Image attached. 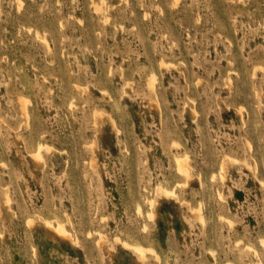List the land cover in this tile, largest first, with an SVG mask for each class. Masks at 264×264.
Masks as SVG:
<instances>
[{
    "label": "rangeland",
    "instance_id": "374dc122",
    "mask_svg": "<svg viewBox=\"0 0 264 264\" xmlns=\"http://www.w3.org/2000/svg\"><path fill=\"white\" fill-rule=\"evenodd\" d=\"M260 239L264 0H0V264H264Z\"/></svg>",
    "mask_w": 264,
    "mask_h": 264
},
{
    "label": "bare ground",
    "instance_id": "6f19581e",
    "mask_svg": "<svg viewBox=\"0 0 264 264\" xmlns=\"http://www.w3.org/2000/svg\"><path fill=\"white\" fill-rule=\"evenodd\" d=\"M104 8V7H103ZM39 37V36H38ZM42 39V38H41ZM44 39V38H43ZM44 41V40H43ZM51 47V46H50ZM165 65V64H164ZM154 75V74H153ZM150 76V75H149ZM152 76V75H151ZM150 80H153V79H151V78H149ZM152 82V81H151ZM151 82H148V83H150L149 85H151L152 83ZM154 83V82H153ZM153 85V84H152ZM152 91V90H151ZM104 93V92H103ZM153 93V92H152ZM23 102V101H22ZM25 104V103H24ZM70 106V105H69ZM25 108V107H24ZM25 112V111H24ZM193 114H194V111H193ZM195 116V115H194ZM93 117V116H92ZM195 118V117H194ZM35 135V134H34ZM34 135H33V137H34ZM38 135H40V134H38ZM177 139H179V138H177ZM37 140V139H36ZM170 140V139H169ZM171 141H172V139H171ZM178 141V140H177ZM37 142V141H36ZM91 142V141H90ZM44 143V142H43ZM181 143V142H180ZM35 144H37V143H35ZM39 144V143H38ZM37 144V145H38ZM173 144H174V142L172 143V145L171 146H173ZM169 145V144H168ZM46 146V145H45ZM45 146L43 145V146H38L37 147V151H34L35 153L34 154H32L33 156L35 155L36 156V158H39L40 157V149H42V147H44L45 148ZM177 146V145H176ZM36 147V146H35ZM170 147V146H169ZM168 147V148H169ZM48 148V147H47ZM48 150H49V148H48ZM47 150V151H48ZM183 151V150H182ZM181 151V152H182ZM170 154V153H169ZM175 154V153H174ZM183 155V154H182ZM34 156V157H35ZM175 156H176V154H175ZM184 156V155H183ZM182 156V157H183ZM225 156V155H224ZM182 157H180L179 159H178V157H176L177 158V160L176 159H174V160H176V162H177V165H178V169H177V171L179 172V173H181L182 175H187V172H188V170H187V167L185 166V163H184V160L186 161V159H187V156L185 155V157H183V158H186V159H182ZM35 158V159H36ZM173 158H175V157H173ZM172 158V159H173ZM40 159H41V157H40ZM39 159V160H40ZM170 159H171V157H170ZM222 159V158H221ZM227 159V158H226ZM228 160V159H227ZM37 161V160H36ZM234 161V160H233ZM174 163V162H173ZM222 163V162H221ZM220 163V164H221ZM176 164V163H175ZM227 164V163H226ZM44 165V164H43ZM177 165H176V167H177ZM220 166V165H219ZM192 168V167H191ZM220 170V169H219ZM176 171V172H177ZM176 172L174 173V174H176ZM192 172V171H191ZM219 172H222V171H219ZM194 173V172H193ZM178 174V173H177ZM176 174V175H177ZM223 174V173H222ZM257 174V173H256ZM222 177H223V175H222ZM222 177H220L219 176V178L221 179ZM178 178V177H177ZM185 179V178H184ZM196 179H198V178H196ZM201 179H202V177H201ZM211 179V178H210ZM199 181V180H198ZM217 181V180H216ZM263 181V180H262ZM179 182H181V181H179ZM178 182V183H179ZM182 182H184V181H182ZM220 182V181H219ZM185 183V182H184ZM260 183H261V179H260ZM181 184V183H180ZM262 184H263V182H262ZM157 185V184H156ZM179 185V184H178ZM146 186V185H145ZM177 186V185H176ZM204 186H205V184H204ZM158 187V186H157ZM174 187V186H173ZM168 188V187H167ZM171 188V187H170ZM143 189V188H142ZM148 189H149V187H148ZM202 189V188H201ZM152 190H154V189H152ZM148 191V190H147ZM152 192H154V191H152ZM217 192V191H216ZM178 193V192H177ZM157 195H159V196H162V197H164V198H169V197H171L172 195H173V191L171 190H168V189H165V188H163V187H159L158 189H157ZM144 196V195H143ZM149 196V195H148ZM218 196H219V193H218ZM218 196H217V198H218ZM150 200V199H149ZM149 200H147V201H149ZM133 201H134V199H133ZM132 201V202H133ZM140 202H141V200H140ZM150 202V203H149ZM148 203H149V205L150 206H153V204H152V200H150ZM143 204V203H142ZM141 204V205H142ZM145 204V203H144ZM137 205V204H136ZM137 207H139L138 205L136 206V212H137V209H139V208H137ZM148 208H150V207H148ZM135 209V208H134ZM150 210V209H149ZM196 210H198V209H196ZM63 211V210H62ZM138 211H140V210H138ZM200 211V210H199ZM147 212V211H146ZM145 212V213H146ZM54 213V212H53ZM57 213V212H56ZM55 213V214H56ZM198 213V212H197ZM62 214H64V213H62ZM199 214V213H198ZM139 215H140V213H139ZM148 216V218L150 219V220H154V217H155V215H154V213L153 212H147L146 214H144V216ZM197 215V214H196ZM53 216V215H52ZM58 216V215H57ZM60 216H61V214H60ZM63 216V215H62ZM145 216V218H147ZM195 216V215H194ZM199 216H200V214H199ZM64 217V216H63ZM28 218V217H27ZM55 218V217H54ZM53 218V219H54ZM66 218H67V215H66ZM202 218V217H201ZM201 218H199V219H201ZM29 219V218H28ZM50 219V218H49ZM52 219V218H51ZM52 219V220H53ZM65 219V218H64ZM68 219V218H67ZM199 219H197V220H199ZM133 220H135V219H133ZM140 220H142L141 218H140ZM30 220H27L26 222H29ZM43 221V220H42ZM147 221V220H146ZM44 222V221H43ZM63 222V221H62ZM72 222V221H71ZM140 222V221H139ZM30 223V222H29ZM45 223H46V225L47 226H49L50 228H52L53 229V231H54V233H56L58 236H60V237H67L68 236V232L66 231V229L64 228V226L62 225V224H60V223H58V224H56V225H52L51 223H49V222H47V221H45ZM134 223V222H133ZM28 224V223H27ZM26 224V225H27ZM69 224V223H68ZM150 224V223H149ZM202 224V223H201ZM70 225V224H69ZM68 225V226H69ZM142 225H143V223H142ZM144 226V225H143ZM151 226V225H150ZM227 226H228V224H227ZM73 227V226H72ZM68 228H70V227H68ZM139 228V227H138ZM137 228V229H138ZM129 229V228H128ZM133 229V228H132ZM136 229V230H137ZM140 229H142V228H140ZM149 229V228H148ZM147 229V230H148ZM97 230V229H96ZM147 230H146V232H147ZM150 230V229H149ZM71 231V230H70ZM130 231V230H129ZM133 231V230H132ZM144 231V230H143ZM76 232V231H75ZM101 232V231H100ZM89 233V232H88ZM88 233H87V235H88ZM131 233H133V232H131ZM141 233V232H140ZM93 234V233H92ZM103 234V233H102ZM128 234V233H127ZM129 235V234H128ZM137 235V234H136ZM141 235H143V234H141ZM115 235H113V237H114ZM130 236H132V234H130ZM70 237V236H69ZM75 237V236H74ZM78 237V236H77ZM92 237V236H91ZM134 237V236H133ZM143 237V236H142ZM86 238V237H85ZM262 238V237H261ZM95 239V238H94ZM97 239V238H96ZM77 240V239H76ZM87 240V239H86ZM261 240V239H260ZM262 240H263V242H262ZM261 240V244H263L264 243V239H262ZM74 241H75V239H74ZM106 242V241H105ZM239 242V241H238ZM122 244H123V247H125L127 250H129V251H131L133 254H135L136 256H138L139 258H143L145 255L147 256V254H149L150 255V257H151V255H153L154 256V258L153 259H155V257H157V254H156V252L154 251V249L153 248H151V247H144V246H142V245H139V244H130V243H126V242H122ZM235 244V243H234ZM237 244V243H236ZM247 244V243H246ZM101 245V244H100ZM244 245V244H243ZM245 247V246H244ZM246 247H248V246H246ZM101 248V247H100ZM102 249V248H101ZM104 249V248H103ZM235 249H237L236 247H235ZM240 249V248H239ZM247 249H249L250 250V247L249 248H247ZM99 250V249H98ZM238 250V249H237ZM243 250V249H242ZM249 250H247V252L249 251ZM253 250V249H252ZM244 251V250H243ZM242 251V252H243ZM255 251V250H254ZM210 252V251H209ZM241 252V253H242ZM161 253V252H160ZM240 254V253H239ZM243 254V253H242ZM245 254V253H244ZM243 254V255H244ZM242 255V256H243ZM260 255V254H259ZM152 256V257H153ZM245 256V255H244ZM253 256H254V254H253ZM247 257V256H246ZM149 258V257H148ZM252 258H254V257H252ZM256 259H258V258H256ZM158 260V259H157ZM158 263V262H157ZM258 264H260V263H258Z\"/></svg>",
    "mask_w": 264,
    "mask_h": 264
}]
</instances>
